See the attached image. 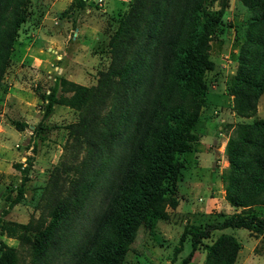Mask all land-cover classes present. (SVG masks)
Here are the masks:
<instances>
[{"label": "trees", "instance_id": "trees-1", "mask_svg": "<svg viewBox=\"0 0 264 264\" xmlns=\"http://www.w3.org/2000/svg\"><path fill=\"white\" fill-rule=\"evenodd\" d=\"M87 1L72 0L60 15L84 9ZM208 1L132 0L109 38L111 62L97 95L90 87L61 75L54 78L44 97L45 116L55 104L77 110L93 104L100 110L111 93L114 98L101 119L87 120L88 153L108 157L111 174L96 215L79 238L73 241L70 237L73 251L66 264H124L138 228L152 229L158 219L168 218L166 207L178 205L174 194L183 167L180 157L194 150L198 140L196 130L207 92L205 78L216 66L210 58V42L226 7L223 2L219 13H204ZM240 1L251 15L227 90L235 114L251 118L264 93V0ZM31 3L0 0V91ZM225 154L228 166L221 173L224 198L240 210L224 213L216 222L187 225L174 251L176 255L182 250L184 237L189 235L192 249L181 264H187L200 245L206 253L204 264H236L241 248L236 237L220 233L212 243H203L216 230L244 228L264 237V216L255 211L264 206V118L231 126ZM27 169L21 170L17 194L5 195L0 235L29 244L31 264H41L60 242L69 244L63 228L83 203L84 194L78 192L76 179L69 196L54 205L49 222L38 229L8 220L5 217L23 198ZM16 259V248L0 241V264H15Z\"/></svg>", "mask_w": 264, "mask_h": 264}, {"label": "rangeland", "instance_id": "rangeland-1", "mask_svg": "<svg viewBox=\"0 0 264 264\" xmlns=\"http://www.w3.org/2000/svg\"><path fill=\"white\" fill-rule=\"evenodd\" d=\"M94 1L98 9L103 8L104 0ZM111 1L114 14L108 19L104 33L96 40L98 45L94 47L101 60L93 65L94 69L89 70L88 75L78 73L75 78L77 83L90 87L94 95H97L95 92L101 82H104L111 62L109 38L132 0ZM223 2L226 7L210 42V58L216 66L205 78L207 92L199 114L196 130L198 140L194 144V150L181 155L183 167L175 181L174 195L181 204L180 209L166 207L168 218L158 219L150 230L138 228L135 239L126 252L124 264H181L187 259L192 249L187 234L182 243V250L174 254L175 249L180 246V237L185 227L190 224L216 222L221 219L220 215L226 213L221 205V189H224L223 185L221 186V173L228 166L225 146L231 126L264 118V93L258 100L256 115L251 118L238 116L232 108V96L227 90V85L237 69L239 46L244 40L247 18L251 15V10L240 0H210L205 4L203 12L217 14ZM34 3L30 6L31 13ZM93 10V7H89V11H84L80 17L86 16L93 20L97 15L92 14ZM72 13L65 18L71 17ZM88 24L91 23L88 21ZM22 25L15 44L19 43ZM15 44L0 91V213L6 206L5 195L9 193L14 197L17 194L22 182L21 170L24 167L28 169L24 178L26 180L23 182V198L13 206L5 218L29 224L32 229L43 227L49 222L54 205L69 196L74 181L78 179V192L83 191L84 198L76 213L73 212L69 225L63 228L69 244L60 242L49 258L41 263L66 264L73 251L70 237L73 241L79 238L80 231H83L96 215L107 186V177L111 174L109 167L112 163L108 157H95L88 153L85 138L87 120L95 122L96 119H101L112 107L114 98L111 93L100 110L93 104L79 110L55 104L52 113L45 116L44 97L49 92L54 77L64 75L59 73L57 67L51 72L50 78L45 74L39 76L40 78L31 74H21L19 77L15 65L18 56ZM9 74L12 80L7 78ZM18 77L24 81L23 87H17V90L22 92L20 97L10 90V86L18 84L15 82H19ZM22 124L24 127L20 126ZM211 198L214 200H210ZM210 202L220 207V212L209 205ZM199 207H203V210H199ZM233 209L240 210L235 207ZM255 211L264 216V206L256 207ZM225 231L231 232L240 244L246 245L242 254L237 257L236 264L246 260V257V264H264V237L251 232L252 237H249L244 228ZM219 233L217 230L213 231L211 237L204 239L203 243H212ZM255 240H258V243L252 254L248 255L249 247ZM0 241L16 248L15 264H31L29 244H21L19 240L6 235H0ZM197 250L203 255L199 252L193 254L187 264H204L206 253L203 246H198Z\"/></svg>", "mask_w": 264, "mask_h": 264}, {"label": "crops", "instance_id": "crops-1", "mask_svg": "<svg viewBox=\"0 0 264 264\" xmlns=\"http://www.w3.org/2000/svg\"><path fill=\"white\" fill-rule=\"evenodd\" d=\"M32 2H35L32 7V13L27 21L23 23L22 30H20L19 43L15 44L18 52L15 65L17 66L16 73L19 74V77L21 74H26V76L31 74L32 76L35 75L36 78V76L39 77L45 74L50 78L51 72L57 67L59 73H63L66 79L74 82H77L75 78H77L78 73L88 75V71L94 69L93 65L98 64L99 60H101V57L95 53L94 47L98 45L96 40L104 33L108 19L114 14L112 1L104 0L103 8L98 9L96 1L88 0L87 3L89 5L86 6L87 8L74 10L71 17L67 19L62 17L60 13L68 9L72 0H32ZM89 7L94 8L92 14H97L94 17L98 18L93 17L92 20L86 16L80 17L84 11H89ZM88 21L91 24H88ZM10 77L11 74L7 78L9 79ZM26 78L30 79V77ZM15 82L18 84L10 86V90L11 92L14 91L17 97H20L19 95L22 92L18 91L17 87H23L24 81L19 78V82ZM221 192L223 194L222 208L225 210V214H232L236 210L225 200L224 189H221ZM210 200H214V198ZM211 202L209 205L214 206ZM180 206L181 204L178 203L175 210H179ZM214 207L220 212V207ZM202 208L199 207V210H203ZM226 229L233 228H225L218 231L234 236L231 232L225 231ZM250 234V231L246 229V235L252 237ZM257 243L258 240H255L253 245L249 247L248 255L252 254ZM243 247L245 248L246 245L241 244L238 256L242 254ZM197 252L203 255L198 250L194 254H197ZM246 261L247 257L246 260L241 261L239 264H246Z\"/></svg>", "mask_w": 264, "mask_h": 264}]
</instances>
